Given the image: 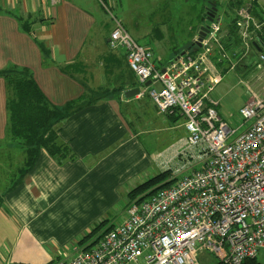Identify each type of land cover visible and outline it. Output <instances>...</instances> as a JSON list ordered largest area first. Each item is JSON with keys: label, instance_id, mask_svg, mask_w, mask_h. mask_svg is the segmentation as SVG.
Segmentation results:
<instances>
[{"label": "crops", "instance_id": "obj_1", "mask_svg": "<svg viewBox=\"0 0 264 264\" xmlns=\"http://www.w3.org/2000/svg\"><path fill=\"white\" fill-rule=\"evenodd\" d=\"M96 2L0 0V69L9 64L31 68L44 93L58 105L85 92L78 79L62 72L64 63L84 64L89 85L97 88L106 84L105 65L113 62L111 80L121 82L108 87H125L58 124L59 140L69 146L71 158L59 163L43 149L35 166L22 176L27 155L8 136L6 82L0 77V264H50L86 248L98 236L81 242L93 221L107 219L114 204L128 206L130 191L160 174L164 161L176 164L183 147L187 131L181 113H162L146 85L140 94L126 97L125 92L133 88L127 77L122 84L129 62L124 49H118L115 58L109 55L111 31L105 30L108 19ZM19 17L30 18L32 34L24 31ZM118 17L129 31L125 19ZM203 24L190 26L193 36L188 46ZM39 42L51 49L49 65L44 64ZM154 59L161 68L174 60L161 66L155 53ZM94 67L102 70L101 85L94 84L99 76ZM145 134L157 139L144 149L139 139ZM162 134L173 140L178 137L182 145L172 150L175 144L169 143L161 150ZM125 195L127 202L119 199Z\"/></svg>", "mask_w": 264, "mask_h": 264}, {"label": "built area", "instance_id": "obj_2", "mask_svg": "<svg viewBox=\"0 0 264 264\" xmlns=\"http://www.w3.org/2000/svg\"><path fill=\"white\" fill-rule=\"evenodd\" d=\"M98 2L113 23L110 47L124 49L141 90L151 81L148 93L162 113H181L187 135L177 154L180 163H162L172 167L173 184L128 204L123 220L95 244L50 264H203L206 252L223 264L257 257L264 249V95L254 94L240 109L244 122L232 127L209 92L222 81L214 63L218 54L231 55L236 64L257 41L256 63L264 61V12L258 16L253 3L237 9L241 39L231 52L223 45L214 52L223 26L216 18L200 51L185 52L161 68L152 49L130 34L107 0Z\"/></svg>", "mask_w": 264, "mask_h": 264}, {"label": "rangeland", "instance_id": "obj_3", "mask_svg": "<svg viewBox=\"0 0 264 264\" xmlns=\"http://www.w3.org/2000/svg\"><path fill=\"white\" fill-rule=\"evenodd\" d=\"M211 1L213 0H107L109 8L112 10V12L125 19V23L127 24L132 36L140 44L152 47L157 57V63L161 66L168 64L176 57L177 54L183 52L186 49L193 36V31L190 26L196 25L198 22L203 20L208 7L213 5L210 3ZM214 1L217 4V17L221 19L223 25L222 31L219 35L221 44L219 43L217 47L215 46L214 50V52L217 53L220 51V45L224 46L225 44L229 43L227 37L228 32L225 24L226 16L230 12V6L228 4V0ZM96 3L102 9L103 14L108 19V24L105 23V30L109 33L112 29L111 24L113 25L111 18L106 9L99 2ZM245 3L252 2L248 0L245 1ZM255 8H259L257 11L259 12L260 16V14L264 12V0H259V6H256ZM173 15H175L174 19H172ZM136 21H139L140 25H137L135 23ZM197 37L199 39L200 35ZM197 37H194L195 42ZM251 46V51L246 54L244 59L240 60L236 64L233 62L231 55L228 57H223L219 54L218 58L214 60L216 68L222 74V81L216 85L213 91L209 92V95L214 100L219 101L217 110L232 127H238L244 122L240 114V109L242 106L245 105V103H247L254 94L259 96L264 95V61L261 64L256 63L259 52L254 47L253 41ZM237 47H239V44L234 42L233 47L231 45V48L228 50L231 52V50ZM116 52L121 51L110 48L109 55H112ZM219 58H222V61H219ZM94 69L96 72H99V76H96L94 84H103L104 76L102 70L98 67H94ZM88 76H91L90 72ZM125 78L126 77L124 76L122 84H126ZM120 82L121 81H118V83ZM115 83L118 84L116 81ZM115 83L111 80V76H109L105 86H112V84L114 85ZM144 88L145 86H142V90H144ZM122 112H126L125 105L122 106ZM156 139L157 138L152 135L145 134L142 135L139 140L142 142L143 148L145 149L148 147V142H152ZM169 143L175 144L172 145V150L180 147V144L182 145V142L178 137L177 139L173 140L169 136L162 134L161 150H163L164 146L168 145ZM150 148H152V145H150ZM154 152H157L156 148ZM179 163L180 159L177 158L176 165ZM163 168L164 170H162L160 173L165 172L166 170H171L172 173V167ZM191 171L192 169H188L181 176L188 174ZM148 180L149 179L145 180L144 182ZM141 194L145 195L144 192ZM119 199L125 200L126 202L128 201L127 195L123 197L119 196ZM139 199L140 198L137 196L133 199H130L129 197V202L132 203L134 201H138ZM126 206L127 204H114L108 209L107 219L98 218L99 221H97L98 219L93 221L90 226H92L94 222L96 223L92 226L88 233L93 231V229L102 221L108 220V223L106 227L94 235V237L91 238L89 242L92 241L97 235L103 233V230L107 228V226L121 222L126 215ZM257 259L262 264H264V249L259 252ZM201 260L203 264H223L220 262L221 259L217 255L210 254L208 252L202 255Z\"/></svg>", "mask_w": 264, "mask_h": 264}, {"label": "trees", "instance_id": "obj_4", "mask_svg": "<svg viewBox=\"0 0 264 264\" xmlns=\"http://www.w3.org/2000/svg\"><path fill=\"white\" fill-rule=\"evenodd\" d=\"M245 1L248 0H228L230 12L226 16L225 27L228 32L227 37L229 43L224 45L227 49H230L231 45L233 47L234 42L239 44V40L241 39L236 22L238 17L236 11L245 3ZM250 1L253 3L254 7L259 6V0ZM210 3L217 7L214 0ZM211 7L212 6L208 7V10H211ZM217 11L214 12V19L218 18ZM256 14L259 16V12L257 10ZM19 18L24 31L32 34L33 32L31 21L29 20L30 18ZM206 18L207 13H205L202 20L204 23ZM199 32L200 29L197 32V36L199 35ZM260 38L264 41V33L260 34ZM39 45L42 50L44 64H51L53 62L51 49L43 42H39ZM257 45L258 47L255 45L254 47L257 50H260L259 42H257ZM201 49L202 47L196 41L186 47V52L197 53ZM112 56L115 58L114 54H112ZM114 66L115 63L113 62L106 63V77L112 75L110 72L113 71ZM60 69L67 75L78 79L85 88V92L82 96L77 99L70 100L62 105L53 103L47 97L36 80L34 72L31 68L27 66L9 64L5 68L0 69V77L5 79L7 90V133L10 138L17 140L23 146L27 155L26 162L20 172L22 176L27 174L35 166L43 149H46L59 163L71 158L69 146L59 140V131L57 128L58 124L75 114L77 111L86 108L87 106L97 104L101 100L110 97V95L114 92H122L125 89L124 86L108 87L105 85L92 88L85 75L86 67L79 61L64 63L60 65ZM125 70L126 74L123 75L128 78L131 87L134 88L139 86V79L129 63ZM176 180L177 178H172L171 170H166L165 172H162L143 184L135 187L130 191L129 197L130 199H133L137 196L140 198L138 201L144 200L159 189L170 186ZM142 192H144L145 195L141 194ZM107 223V220L99 223L81 242L84 243L87 238L96 235L104 227H106ZM112 226L114 225H110L105 228L103 233L99 234L91 245L95 244L104 233L112 228ZM91 245L87 246V248ZM243 264L262 263L258 261L257 257H255L246 260Z\"/></svg>", "mask_w": 264, "mask_h": 264}, {"label": "water", "instance_id": "obj_5", "mask_svg": "<svg viewBox=\"0 0 264 264\" xmlns=\"http://www.w3.org/2000/svg\"><path fill=\"white\" fill-rule=\"evenodd\" d=\"M216 9H217V7L215 5H212L211 10H208L207 18L205 20V23L200 28V32H199L200 37H199V39L197 41L199 45H201V41L207 35V33L209 31V28H210V26L213 23L214 15H215L214 12L217 11ZM254 45L258 47L256 41H254ZM163 71H164V69H163ZM150 82L151 81H148L146 83V86H149ZM140 93H141V87L137 86V87H134V88L129 89L128 91H126L125 95H126V97H133V96H136V95H138Z\"/></svg>", "mask_w": 264, "mask_h": 264}]
</instances>
